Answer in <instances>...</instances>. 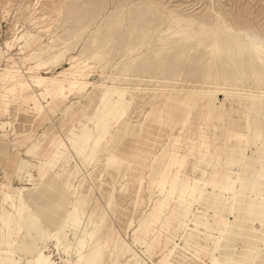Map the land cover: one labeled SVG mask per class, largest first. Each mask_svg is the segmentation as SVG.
<instances>
[{
  "label": "rangeland",
  "instance_id": "obj_1",
  "mask_svg": "<svg viewBox=\"0 0 264 264\" xmlns=\"http://www.w3.org/2000/svg\"><path fill=\"white\" fill-rule=\"evenodd\" d=\"M143 2L157 8L160 18L134 50L117 13ZM219 14L235 38L248 31L264 40V0H0V68L20 66L43 76L72 65L90 69L64 95L53 89L45 99L31 73H0V264H31L30 253L13 243L9 230L20 191L33 186V201L52 195L46 200L51 215L66 216L73 203L71 215L81 226L88 218L99 225L82 264H134L136 255L143 258L139 264H210L222 248L227 260L215 264H264V220L249 218L250 228L233 234L225 228L237 222L231 206L238 177L249 180L253 169L246 166L259 160L257 151L264 154V99L229 89L264 92V64L248 47L232 56L226 35L222 41L218 34L198 33L199 21L213 23ZM109 22L122 28L107 31ZM206 50L229 54V64L203 63ZM19 81L27 85L19 87ZM201 86L206 89L182 118H174L170 102L160 109L170 88L189 92ZM213 88H220L216 96ZM255 128L261 132L253 133ZM56 175L63 189L61 183L47 187ZM26 214L18 212L16 225ZM248 230L257 233L254 243ZM55 243L51 238L40 247L54 264H65L66 244Z\"/></svg>",
  "mask_w": 264,
  "mask_h": 264
},
{
  "label": "bare ground",
  "instance_id": "obj_2",
  "mask_svg": "<svg viewBox=\"0 0 264 264\" xmlns=\"http://www.w3.org/2000/svg\"><path fill=\"white\" fill-rule=\"evenodd\" d=\"M149 1V0H148ZM129 2V1H128ZM132 3V2H131ZM134 3V2H133ZM144 3V2H143ZM150 3V2H149ZM149 3L145 2L143 6H133L132 8H130L129 10H126L125 8L118 11L117 15L119 16L120 20L123 19V21H125V26L124 23L122 24L124 27H126L125 29L127 30V36H129V45L134 47H138L140 46L139 44L141 42H143L145 39L150 38V32H151V24L154 23V21H158V17L156 14V9H153ZM152 3V2H151ZM160 3V2H159ZM153 4V3H152ZM195 4V3H194ZM154 5V4H153ZM164 5V4H163ZM208 6V5H206ZM128 7V5H127ZM213 10V8H211ZM162 10V9H161ZM219 10V9H218ZM246 10V8H245ZM159 11V10H158ZM36 12V11H35ZM66 12V11H65ZM160 12V11H159ZM212 12V11H211ZM214 12V11H213ZM53 14V13H52ZM160 14V13H159ZM162 14V13H161ZM164 14V13H163ZM215 14V12H214ZM217 14V13H216ZM33 15V14H32ZM169 15V14H168ZM166 16V15H165ZM170 16V15H169ZM56 17V16H55ZM173 17V16H172ZM34 18V17H33ZM168 18V17H167ZM179 18V17H178ZM186 18V17H185ZM258 18V17H257ZM255 18V19H257ZM36 19H39L38 17H36ZM52 19V18H51ZM65 19V18H64ZM93 19V18H92ZM118 19V18H117ZM162 19V18H161ZM172 19V18H171ZM175 19V17L173 18ZM180 19V18H179ZM166 20V19H165ZM177 20V19H175ZM174 20V21H175ZM184 20V19H182ZM186 20V19H185ZM96 21V20H95ZM119 21V20H118ZM162 21V20H161ZM51 22V21H50ZM91 22V21H90ZM120 22V21H119ZM176 22V21H175ZM174 22V23H175ZM182 22V21H181ZM185 22V21H183ZM190 22V21H189ZM188 24H192L189 23ZM194 22V21H193ZM58 23V22H57ZM104 23V22H103ZM172 23V21H171ZM36 24V23H35ZM98 24V23H97ZM163 24V23H162ZM177 24V23H176ZM186 24V23H184ZM197 24V23H196ZM195 24V25H196ZM230 24V23H229ZM229 24L227 23L226 19L221 16L219 14V16L216 18V20H214L213 23H210L206 20H201L199 21V26H200V31L198 33L202 34L205 32H208L211 34V36H217V34L220 36L218 38H220L222 41L224 40V36L226 35L227 37H229V46L232 48V56L238 58V56H235V49H237L239 51V48L242 47H248L250 52H252L255 56H257L258 60H261L264 64V40H262L259 36H257L254 33L248 32V31H241V33H243L242 35V39L239 38H235L234 36L229 34V31L232 32L231 27L229 26ZM66 25V24H65ZM87 25V24H86ZM161 25V24H159ZM179 25V24H178ZM187 25V24H186ZM197 25V26H198ZM162 26V25H161ZM176 26V25H173ZM172 26V27H173ZM209 26V28L207 27ZM90 27V26H89ZM107 31H110L111 29H116V28H122L121 27V23H117V22H112L108 25L105 26ZM182 27V26H181ZM186 27V26H185ZM189 27V26H188ZM187 27V28H188ZM66 28V27H65ZM154 28V27H153ZM166 29L168 27H165ZM164 28V29H165ZM171 28V26H170ZM174 28V27H173ZM172 28V29H173ZM176 28V27H175ZM180 28V27H179ZM191 28V26H190ZM85 29V28H84ZM83 29V30H84ZM177 29V28H176ZM183 29V28H182ZM181 29V30H182ZM99 30V29H98ZM169 29H167L168 31ZM157 31V30H156ZM155 31V32H156ZM91 32V31H90ZM126 32V31H125ZM158 32V31H157ZM165 32V31H164ZM163 32V34H164ZM170 32V31H169ZM179 32V31H178ZM193 33H195V30L192 31ZM236 32V31H235ZM239 32V31H238ZM72 33V32H70ZM94 33V31H93ZM118 33V31H117ZM160 33V32H159ZM173 33H177V32H173ZM184 33V32H182ZM29 34V33H28ZM153 34V33H152ZM166 34V33H165ZM238 34V33H237ZM240 34V33H239ZM23 35V34H22ZM77 35V34H76ZM111 35V34H110ZM156 35V33H155ZM162 36V34H160ZM170 35V34H168ZM84 36V35H83ZM94 36V35H93ZM157 36H159L157 34ZM172 36V35H171ZM174 36V35H173ZM176 36V35H175ZM179 36V35H178ZM200 36V35H199ZM202 36V35H201ZM200 36V37H201ZM204 36H208V34L205 33ZM21 37V36H20ZM78 37V36H77ZM88 37V36H87ZM110 37V36H109ZM156 37V36H155ZM166 37V36H165ZM196 37V36H195ZM203 37V36H202ZM210 37V36H208ZM237 37V36H236ZM163 38V37H162ZM171 38V37H170ZM95 39V38H94ZM179 39V38H178ZM184 39V38H183ZM198 39V37H197ZM206 39V38H205ZM104 40V38H103ZM150 40V39H148ZM164 40V39H163ZM189 40V39H188ZM191 40V39H190ZM194 40V39H193ZM192 40V41H193ZM201 40V39H200ZM203 40V39H202ZM209 40L208 43L209 44V48H211V40L210 39H206ZM217 40V39H216ZM228 40V39H226ZM28 41V40H27ZM26 41V42H27ZM174 41V40H172ZM177 41V40H176ZM175 41V43H176ZM180 41V39H179ZM185 41V40H184ZM182 40V42H184ZM191 41V42H192ZM197 41V40H196ZM93 42V40H92ZM150 42V41H149ZM169 42V41H167ZM171 42V40H170ZM178 42V41H177ZM213 42V41H212ZM218 42V40L216 41ZM221 42V41H220ZM25 43V42H24ZM88 43V42H87ZM94 43V42H93ZM98 43V42H96ZM104 43V42H103ZM107 43V42H106ZM188 43V42H187ZM199 43V42H198ZM215 43V42H213ZM146 44V43H145ZM177 44V43H176ZM175 44V45H176ZM180 44V43H179ZM89 45V44H88ZM93 45V44H92ZM97 45V44H96ZM95 45V46H96ZM100 45V44H99ZM105 45V44H104ZM166 45V44H165ZM178 45V44H177ZM183 45V44H182ZM184 45L185 42H184ZM198 45V44H197ZM211 45V46H210ZM220 45V44H219ZM215 46L218 48L219 47ZM224 44H222L221 46H223ZM90 46V45H89ZM201 46V45H200ZM225 46V45H224ZM227 46V45H226ZM126 47V46H125ZM128 47V46H127ZM152 47V46H151ZM166 47V46H165ZM199 47V46H198ZM214 47V46H213ZM50 48V47H49ZM84 48V47H83ZM183 48V47H182ZM206 48V47H205ZM89 49V48H88ZM85 49V50H88ZM143 49V48H142ZM150 49V48H149ZM155 49V47H154ZM215 49V48H214ZM220 49V48H218ZM241 49V50H242ZM63 50V49H62ZM141 50V49H140ZM224 51H226L225 49H223ZM48 51V50H47ZM60 51V49H59ZM66 51V50H64ZM96 51V50H95ZM104 51V50H103ZM146 51V50H144ZM186 51V50H185ZM200 51V50H199ZM210 50H206V52H204V54L200 57V60L203 61V63H207L208 66L212 65L211 63L214 62V65L216 64V66H224L225 63H228V57L229 54L226 55L225 54H221L219 52H213L211 50V52H209ZM216 51V50H215ZM231 51V50H230ZM229 51V52H230ZM49 52H52L49 51ZM91 52V50H90ZM137 52V51H136ZM139 52V51H138ZM156 54V51H153ZM194 52V51H193ZM222 52V51H221ZM244 52V50L242 51ZM44 53V52H43ZM63 53V51H62ZM81 53V50H80ZM97 53V52H96ZM95 53V54H96ZM165 53H169V52H165ZM224 53V52H223ZM240 53V52H239ZM248 53V52H247ZM37 54V53H35ZM54 54V53H53ZM128 54V53H127ZM135 54V52H134ZM221 54V55H220ZM52 55V54H51ZM56 55V53H55ZM54 55V56H55ZM59 55V53H58ZM56 55V56H58ZM83 55V54H82ZM81 55V56H82ZM93 55V54H92ZM115 55V54H114ZM145 55V54H144ZM152 55V54H151ZM150 55V57H151ZM173 55V54H172ZM240 55V54H239ZM50 56V55H49ZM48 56V57H49ZM78 56V55H77ZM136 56V55H135ZM173 56H177V53L175 52ZM231 56V55H230ZM246 56V55H245ZM37 57V56H36ZM73 57V56H72ZM85 57V56H84ZM88 58V56H86ZM95 57V55L93 56ZM146 57V56H145ZM153 57V56H152ZM248 57V56H247ZM33 58V57H32ZM35 58V57H34ZM57 58V57H56ZM188 58V57H187ZM233 58V57H232ZM30 59V58H29ZM47 59V58H46ZM54 59V58H53ZM70 59H72L70 57ZM76 59V58H75ZM84 59V58H83ZM86 59V58H85ZM246 59V57H245ZM256 59V60H257ZM31 60V59H30ZM50 60V59H49ZM52 60V59H51ZM74 60V58H73ZM79 60V59H78ZM81 60V59H80ZM91 60V59H90ZM143 60V59H142ZM146 60V59H145ZM234 60V59H233ZM232 60V61H233ZM40 61V60H39ZM44 61V60H43ZM42 61V62H43ZM46 61V60H45ZM86 61V60H85ZM84 61V62H85ZM89 61V59L87 60ZM152 61V60H151ZM236 62V60H234ZM250 61V60H249ZM253 61V60H252ZM49 62V61H48ZM80 62V61H78ZM77 62V63H78ZM149 62V61H148ZM230 62V61H229ZM240 62V61H239ZM243 62V61H242ZM246 62V61H245ZM244 62V63H245ZM44 63V62H43ZM238 63V62H237ZM249 63V62H248ZM251 63V61H250ZM249 63V64H250ZM259 64H261L260 62H257ZM256 63V65H257ZM46 64V62L44 63ZM73 64V63H72ZM138 64V63H137ZM145 64L147 65V63L145 62ZM229 64V63H228ZM236 64V63H234ZM241 64V63H240ZM261 64V65H262ZM38 65V64H37ZM140 65V64H139ZM143 65V64H142ZM243 65V64H242ZM36 66V65H35ZM83 66V65H82ZM85 66V65H84ZM252 66V65H251ZM40 67V66H39ZM44 67V66H43ZM86 67V66H85ZM91 67V66H90ZM231 67V66H230ZM237 67V66H236ZM32 68V67H31ZM38 68V67H36ZM69 70H64L60 73H58L57 75L54 76H43V75H34L33 72H31L30 68L28 70H24L22 69L20 66H18L16 69L13 68L12 66H8L5 68H0V73L1 72H5L9 75H12L13 77H23L25 75H28L29 73H31L29 75V78L31 81H36L38 83L39 86H43L44 92L42 94V97L45 99V96L53 94L51 93V91L53 89H56V93L57 94H62L64 95L65 92L67 91V89L70 86H76V84L79 83V78L86 76L88 77V72L89 70H86V68L88 69V67L84 68L81 70V68L76 67V65H72L71 67L69 66ZM76 68L80 69L76 70ZM134 68V67H133ZM132 68V69H133ZM219 68V67H218ZM229 68V67H228ZM233 68V67H232ZM231 68V69H232ZM240 68V67H239ZM244 68H247L244 66ZM249 68V67H248ZM247 68V69H248ZM254 68V66L252 67ZM256 68V67H255ZM42 69V68H41ZM67 69V68H66ZM137 69V68H136ZM230 69V68H229ZM237 69V68H236ZM246 69V71H248ZM263 69V68H262ZM261 69V70H262ZM224 70V69H223ZM245 70V69H244ZM46 71V70H45ZM88 71V72H86ZM263 71V70H262ZM256 73V72H255ZM260 74V71H259ZM154 75V74H153ZM155 76V75H154ZM216 76V75H215ZM82 78V79H83ZM215 78V77H214ZM218 78V75H217ZM222 79V78H221ZM249 79V78H248ZM255 80V79H254ZM142 81V80H141ZM222 81H224L222 79ZM231 81V80H230ZM257 81V80H256ZM262 81V80H261ZM264 81V80H263ZM176 82V81H175ZM165 83V82H164ZM260 83V82H259ZM203 84V83H202ZM201 84V85H202ZM264 84V82H263ZM19 87H24L25 85H27V83L23 82V81H19L18 83ZM131 85V84H130ZM159 85V84H158ZM165 85V84H164ZM212 85V84H211ZM256 85V84H255ZM259 85V84H258ZM33 86V85H32ZM162 86V85H161ZM205 86V85H204ZM38 87V86H37ZM136 87V86H135ZM138 87V86H137ZM165 87V86H164ZM202 87V86H201ZM238 86H234L233 88L229 89V90H235V91H242L244 93H240V96H243V94H245L246 97L252 99H260L263 98L264 99V92H259V93H254L252 92L250 88H248V91H244V90H240L239 88H237ZM248 87V86H247ZM249 87H252L251 85H249ZM256 87V86H255ZM126 88V87H125ZM133 88V87H132ZM146 88V87H145ZM151 88V87H150ZM160 88V87H159ZM170 88V87H169ZM179 88V87H178ZM178 88H170L171 89V93L166 97V101L160 106V109H166V104L168 102H170L172 104V107L175 110L174 113V118H182L184 116V114L187 112L188 109H191L192 105H193V101L196 95H202L200 90H204L206 89L205 87L200 88L199 90H190L189 92H183L180 91ZM229 88V87H227ZM158 89V88H157ZM246 89V88H245ZM214 92L212 95H215L218 93V91L220 90V88H213ZM226 90V89H224ZM29 91V90H28ZM128 91V89L126 90ZM134 91V90H133ZM143 91V90H142ZM174 91V92H173ZM258 91V90H257ZM262 91V90H261ZM264 91V90H263ZM31 92V91H30ZM55 92V91H54ZM161 92V91H160ZM163 92V91H162ZM173 92V93H172ZM128 93V92H127ZM143 93V92H141ZM145 93V92H144ZM147 93V92H146ZM151 93V92H149ZM184 93V94H181ZM28 94V93H27ZM40 95V94H39ZM38 95V96H39ZM55 96V95H52ZM200 97V96H199ZM203 97V96H202ZM36 98V97H35ZM214 98V97H213ZM39 99V98H38ZM42 99V98H41ZM43 99V100H44ZM33 101V100H32ZM49 101V100H48ZM35 102V101H34ZM197 102V101H196ZM36 103V102H35ZM258 103V102H257ZM34 104V103H33ZM32 104V105H33ZM28 106V105H27ZM34 106V105H33ZM38 106V105H37ZM41 106V104L39 105ZM36 107V106H35ZM39 108V107H38ZM36 109V108H35ZM190 112V111H189ZM36 113V112H35ZM262 114V113H261ZM261 116V115H260ZM263 117V116H262ZM251 126V125H250ZM83 131V130H82ZM90 131V130H89ZM253 133H258L261 132V129L259 128H255L252 129ZM84 133V132H83ZM93 133L90 132V135H92ZM95 138V137H94ZM135 138V137H134ZM134 140V139H133ZM83 141V140H82ZM146 143V142H144ZM88 145V144H87ZM90 146V144H89ZM87 148V147H86ZM84 149V148H83ZM257 154L260 155L261 157L259 158V160H251L250 163L246 166L247 169L250 170V172L253 169L252 172V176L250 177L249 180L247 181H243L241 179V177H238L237 183L235 185V190L233 191L232 197L234 199L233 204L231 206V213L234 215L235 220H237L236 224L234 226H231L228 224H226V233L228 232V234L235 232V231H239L240 228H245V227H249L248 225H246L248 223L247 219L249 218H257L260 221L264 220V154H262V152L257 151ZM135 166V165H134ZM246 169V170H247ZM60 180L57 177H53L49 180L47 187L53 186V187H57L60 184ZM46 187V189H47ZM61 189H63V184L61 183ZM38 189H35L34 186L33 188H28L26 190V194H23V192L20 191V197L17 201H15V210L16 213L14 215L13 218V228H11L10 232V237L13 239V243L16 246L22 245L26 251L28 253H30L31 255V264H54V262L52 261V259H50L49 254H45L44 251L41 249L40 245L44 244V242L48 239H53L56 241L55 246L57 247V243L59 245H62V243L66 244L64 245V251L67 255V258L64 260L65 264H82V262L84 261V253L86 252V250H88L89 248V243L91 241L92 238H94V235L96 234L99 225L97 224L96 221H94L91 218H88L83 224L82 226L80 225V219L79 218H75L73 215H71V212L73 209H76V205L73 203H69L67 205V208H69L67 211H69L70 213H68L66 216H58V215H51L50 214V208L47 206V199H50L52 197V195L48 198H46V193L41 194V197L44 195V200L41 201H33L34 200V195L31 194V192H35ZM245 190V191H244ZM246 191H250L253 194H256L255 199H251L249 200L248 198L250 197L248 194V196H244V193H247ZM54 191H52L53 194ZM245 197V198H244ZM252 198V197H250ZM83 201V200H82ZM17 207V208H16ZM41 207V208H40ZM45 208L44 209H42ZM19 209V211L17 210ZM25 210L28 212V214H26L27 216L24 217L21 221L20 226L16 225V217L18 215V212ZM55 212H58L55 211ZM132 221V220H131ZM9 218L7 216V228H9ZM228 222V221H227ZM104 225V224H101ZM131 225V222H130ZM129 225V226H130ZM104 227V226H103ZM237 228V229H236ZM250 228V227H249ZM108 230V229H107ZM257 230V229H256ZM249 231V230H248ZM105 232V231H104ZM113 234V230L111 231ZM224 233V232H223ZM256 233V232H255ZM253 232H251V230L247 233L250 236H253L252 240H250V242H253L256 240V238L258 239L257 233L255 234ZM99 234V233H98ZM107 234V231H106ZM247 235V236H248ZM100 236V234H99ZM102 236V234H101ZM107 236V235H106ZM227 236V235H225ZM225 236L223 238V241L225 240ZM245 235V237H247ZM104 237V236H103ZM108 237V236H107ZM101 238V237H100ZM222 238V236H221ZM249 240V236L247 238H245V240ZM98 240V239H97ZM96 240V241H97ZM101 240V239H100ZM103 241V240H102ZM101 241V242H102ZM114 241V240H112ZM222 241V242H223ZM94 242V241H93ZM106 242V241H105ZM97 243V242H96ZM104 243V242H102ZM159 243V242H157ZM220 243V242H219ZM254 243V242H253ZM95 244V243H94ZM99 245V243H97ZM97 245V246H98ZM101 245V244H100ZM223 245V243H222ZM254 245V244H253ZM63 246V245H62ZM94 246V245H93ZM156 246V245H155ZM45 247V246H44ZM59 247V246H58ZM3 248L14 254L15 253L8 249L5 248V246L3 245ZM103 248V247H102ZM91 250V249H90ZM227 249L222 248V251L220 253V250L218 252V249L216 248L214 250V252L220 255H213L212 256V260L211 263L215 264L217 261H221V263H224L227 260V254L226 251ZM261 250V249H260ZM100 251L102 252V250L100 249ZM105 251V250H104ZM171 254V253H170ZM212 255V254H211ZM255 255V254H254ZM87 257V256H86ZM89 257V256H88ZM100 257V256H99ZM211 257V256H210ZM254 257V256H253ZM90 258V257H89ZM88 258V259H89ZM98 258V257H97ZM142 257L139 255H136L135 257L131 258L134 261V264H139V261ZM143 259V258H142ZM102 260V258H101ZM97 261V259H96ZM99 261V260H98ZM107 261V260H106ZM252 261V258H251ZM147 262V261H146ZM96 263V262H95ZM104 263V262H103ZM144 263V262H143ZM210 263V264H211ZM142 264V263H141Z\"/></svg>",
  "mask_w": 264,
  "mask_h": 264
}]
</instances>
